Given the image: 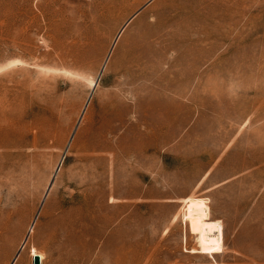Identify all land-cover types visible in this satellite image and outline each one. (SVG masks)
Masks as SVG:
<instances>
[{
    "label": "rangeland",
    "instance_id": "rangeland-1",
    "mask_svg": "<svg viewBox=\"0 0 264 264\" xmlns=\"http://www.w3.org/2000/svg\"><path fill=\"white\" fill-rule=\"evenodd\" d=\"M33 250L264 264V0H0V264Z\"/></svg>",
    "mask_w": 264,
    "mask_h": 264
},
{
    "label": "bare ground",
    "instance_id": "bare-ground-1",
    "mask_svg": "<svg viewBox=\"0 0 264 264\" xmlns=\"http://www.w3.org/2000/svg\"><path fill=\"white\" fill-rule=\"evenodd\" d=\"M91 89L97 86L96 81H90ZM191 220H198L192 228L197 248L192 253L202 255H218L223 252V227L220 221H212L209 215V209L202 203H198L196 207L188 206L186 209ZM38 255L41 264L44 256L33 250L30 254L31 259Z\"/></svg>",
    "mask_w": 264,
    "mask_h": 264
},
{
    "label": "water",
    "instance_id": "water-1",
    "mask_svg": "<svg viewBox=\"0 0 264 264\" xmlns=\"http://www.w3.org/2000/svg\"><path fill=\"white\" fill-rule=\"evenodd\" d=\"M32 264H41L40 257L38 255H35L32 258Z\"/></svg>",
    "mask_w": 264,
    "mask_h": 264
}]
</instances>
